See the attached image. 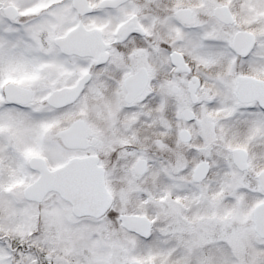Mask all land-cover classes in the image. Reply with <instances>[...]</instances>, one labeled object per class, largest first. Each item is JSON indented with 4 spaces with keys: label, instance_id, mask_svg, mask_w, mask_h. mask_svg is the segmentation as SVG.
Wrapping results in <instances>:
<instances>
[{
    "label": "snow or ice",
    "instance_id": "6c2138e0",
    "mask_svg": "<svg viewBox=\"0 0 264 264\" xmlns=\"http://www.w3.org/2000/svg\"><path fill=\"white\" fill-rule=\"evenodd\" d=\"M0 264H264V0H0Z\"/></svg>",
    "mask_w": 264,
    "mask_h": 264
}]
</instances>
